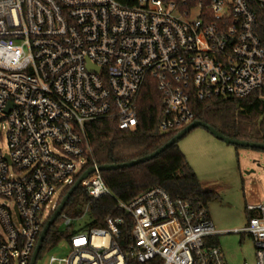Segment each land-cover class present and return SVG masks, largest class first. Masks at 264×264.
Listing matches in <instances>:
<instances>
[{
  "label": "built area",
  "instance_id": "1",
  "mask_svg": "<svg viewBox=\"0 0 264 264\" xmlns=\"http://www.w3.org/2000/svg\"><path fill=\"white\" fill-rule=\"evenodd\" d=\"M262 14L264 0H0V264H30L44 224L91 166L79 186L90 202L60 214L70 252L49 264H230L213 243L227 232L210 212L159 186L116 199L131 221L128 252L125 219L89 227L92 203L111 192L99 165L87 167L86 125L111 117L134 129L148 84L161 94L162 133L197 120L194 99H264ZM246 210L253 215L231 232L253 239L254 261L243 264H264V204Z\"/></svg>",
  "mask_w": 264,
  "mask_h": 264
},
{
  "label": "trees",
  "instance_id": "2",
  "mask_svg": "<svg viewBox=\"0 0 264 264\" xmlns=\"http://www.w3.org/2000/svg\"><path fill=\"white\" fill-rule=\"evenodd\" d=\"M118 1L132 6L138 0ZM174 1L179 5L200 4L203 8H208L211 0ZM260 23L264 27L263 14L260 15ZM140 94L137 108L138 124L134 129H119L118 121L111 117L88 122L87 143L91 151L87 154V167L94 163L105 166L140 159L156 152L178 133H162L159 128L163 111L161 94L157 88L148 84ZM193 108L197 120L214 127L224 136L241 141L264 143V99L260 97L259 92L241 99L234 97H214L204 101L194 99ZM256 119L259 120L255 121ZM101 173L111 194L92 203L88 226H104L109 214L125 219L121 225L120 240L124 252L129 251V244L132 241L131 221L117 208L116 199L123 202L130 201L142 192L159 186L173 199L181 197L190 202H197L208 210L209 202L220 197L214 192L203 189L200 178L177 142L153 159L141 162L139 165ZM68 191L69 189L65 194ZM69 199L63 213L73 216L80 214L91 198L83 187H79ZM252 215L247 213L248 218ZM60 223H62L61 215L47 232L40 254L55 247L63 239L68 241L71 238L72 232L60 230ZM213 243L218 244L217 237L213 239ZM128 264L139 263L131 259Z\"/></svg>",
  "mask_w": 264,
  "mask_h": 264
},
{
  "label": "rangeland",
  "instance_id": "3",
  "mask_svg": "<svg viewBox=\"0 0 264 264\" xmlns=\"http://www.w3.org/2000/svg\"><path fill=\"white\" fill-rule=\"evenodd\" d=\"M1 132L0 149L6 152V129H1ZM177 143L200 178L203 189L220 196L209 202L208 212L215 228L221 233L227 232L217 237L227 262L243 264L246 260L253 263L255 245L252 237L231 231L242 229L247 223V205L264 204V151L236 147L219 140L202 127L192 129ZM62 191L61 187L55 199ZM59 228L67 230L62 223ZM69 252L68 242L63 239L55 247L42 252L36 264H49L51 258L64 259Z\"/></svg>",
  "mask_w": 264,
  "mask_h": 264
},
{
  "label": "water",
  "instance_id": "4",
  "mask_svg": "<svg viewBox=\"0 0 264 264\" xmlns=\"http://www.w3.org/2000/svg\"><path fill=\"white\" fill-rule=\"evenodd\" d=\"M197 127H202L206 130H209L213 135H215V137H217L219 140L222 141H226L227 143L233 144L236 147H250L256 150H263L264 151V143H256V142H251V141H246V140H237V139H233L230 138L228 136H224L222 135L219 131H217L214 127L206 124L205 122L201 121V120H195L192 123H190V125L183 129L182 131L178 132L176 135L173 136V138L171 140H169L166 144H164L163 147L159 148L156 152L144 156V157H140V159L137 160H132V161H128V162H123V164H106L105 166H98V169L100 171H106V170H117V169H121L123 167H131V166H136L139 165L141 162H145L148 160L153 159L154 157H156L159 153L163 152L164 150H166L167 148H169L170 146H172L175 142H178L179 139L183 138L185 135H187L192 129L197 128ZM259 165H261L259 163ZM95 167L91 166L86 172H84L77 180L76 183L72 186V188L63 196L61 203L58 205V207L56 208V210L54 211V213L51 215V218L46 222V224L44 225L42 231H41V235H40V239L37 243V246L35 248V252L33 254V257L31 259L30 264H36V261L40 255V250L43 244V241L45 239V237L47 236V232L49 231V229L51 228V226L56 222L57 218L59 217V215L61 214V212L64 210L65 206L67 205L68 201L70 200L69 198L72 196L73 192L81 185V183L83 182V180H85L90 173H92L93 171H95Z\"/></svg>",
  "mask_w": 264,
  "mask_h": 264
},
{
  "label": "crops",
  "instance_id": "5",
  "mask_svg": "<svg viewBox=\"0 0 264 264\" xmlns=\"http://www.w3.org/2000/svg\"><path fill=\"white\" fill-rule=\"evenodd\" d=\"M211 216V215H210Z\"/></svg>",
  "mask_w": 264,
  "mask_h": 264
}]
</instances>
